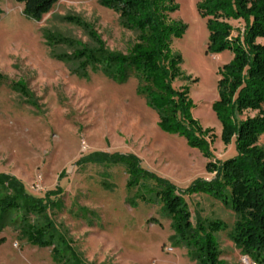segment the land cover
<instances>
[{
  "label": "rangeland",
  "instance_id": "rangeland-1",
  "mask_svg": "<svg viewBox=\"0 0 264 264\" xmlns=\"http://www.w3.org/2000/svg\"><path fill=\"white\" fill-rule=\"evenodd\" d=\"M174 1L179 9L171 18L187 29L172 42V51L181 57L182 74L197 80L174 86H190L194 119L219 137L210 106L217 68L231 55L205 53L208 34L196 12L198 0ZM72 18L88 25L109 52L124 54L137 35L97 0H59L40 22L25 18L14 0H0V175L21 182L31 197L54 204L46 219L63 239L61 254L69 264H196L175 245L161 206L128 191L125 166L91 157L132 155L141 168L181 189L213 177L206 172L207 160L183 138L158 129L157 116L138 96L133 77L117 83L100 69L80 70L82 60L72 58L75 50L97 45ZM18 82L28 97L14 86ZM257 145L264 148V135ZM212 151L216 160L235 155L234 147H224L219 139ZM185 200L193 222L224 223L215 234L221 260L253 264L231 241L236 216L229 208L204 194ZM0 264L57 263L51 248L28 244L16 226L7 225L0 233Z\"/></svg>",
  "mask_w": 264,
  "mask_h": 264
},
{
  "label": "trees",
  "instance_id": "trees-1",
  "mask_svg": "<svg viewBox=\"0 0 264 264\" xmlns=\"http://www.w3.org/2000/svg\"><path fill=\"white\" fill-rule=\"evenodd\" d=\"M14 1L22 6L25 18L40 22L59 0ZM97 1L118 16L124 29L137 33L135 40L124 54L109 52L88 25L72 18L97 45L93 50H75L72 58L82 60L80 70L100 69L117 83L133 77L138 96L157 116L158 129L183 138L187 147L196 149L207 160L206 172L213 177L195 179L181 189L141 168L132 155L95 154L91 159L100 163L113 158L124 165L128 191H134L135 198L142 202L161 206L174 232L175 245L186 249L196 264H227L220 259L215 238L225 228L224 223L192 221L185 198L196 194L221 202L235 214L232 243L254 264H264V148L257 145L264 135V0H198L195 6L208 34L205 53L228 51L231 55L226 64L217 68L216 99L210 106L220 125L219 137L212 128H203L194 119L190 86H174L177 81H197L182 74L181 57L172 51V42L182 38L187 29L171 18L179 9L175 1ZM260 39L263 42L259 43ZM57 40L71 44L58 37ZM14 86L28 97L24 84ZM216 139L224 147H234L235 155L216 160L212 151ZM42 201L27 194L15 178L0 175V233L7 225H14L28 244L51 248L54 262L69 264L61 254L63 239L55 235L53 225L46 219L47 209L54 208V204Z\"/></svg>",
  "mask_w": 264,
  "mask_h": 264
},
{
  "label": "built area",
  "instance_id": "built-area-1",
  "mask_svg": "<svg viewBox=\"0 0 264 264\" xmlns=\"http://www.w3.org/2000/svg\"><path fill=\"white\" fill-rule=\"evenodd\" d=\"M254 264V263H253Z\"/></svg>",
  "mask_w": 264,
  "mask_h": 264
}]
</instances>
